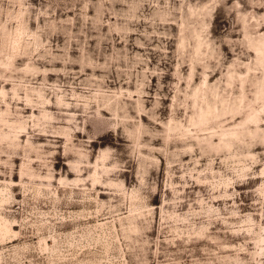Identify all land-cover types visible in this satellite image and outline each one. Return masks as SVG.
Masks as SVG:
<instances>
[{"label": "clouds", "instance_id": "1", "mask_svg": "<svg viewBox=\"0 0 264 264\" xmlns=\"http://www.w3.org/2000/svg\"><path fill=\"white\" fill-rule=\"evenodd\" d=\"M77 2L0 0V264H37V230L75 264H264V0ZM58 155L75 178L52 187ZM89 218L102 249L59 231Z\"/></svg>", "mask_w": 264, "mask_h": 264}, {"label": "rangeland", "instance_id": "2", "mask_svg": "<svg viewBox=\"0 0 264 264\" xmlns=\"http://www.w3.org/2000/svg\"><path fill=\"white\" fill-rule=\"evenodd\" d=\"M31 2L34 5H38L40 3V0H31ZM95 2H96V0H93V3H95ZM82 6H83V0H79V2L76 3V11H79ZM57 15H58V18L62 19V20L67 19L69 17H76V19H75L76 29L75 30H78L80 28V26L84 23V20L81 17H77L76 12H73V11H69L67 13L58 12ZM95 15H96V9L93 7H88L87 16L88 17H94ZM113 20H114V18H113ZM31 27L35 28V24H32ZM85 30L87 31V29H85ZM103 31L106 32L107 28H104ZM173 31H175V28H173ZM81 39H83V38L81 37ZM130 39L134 40L135 36L130 37ZM56 43H59L61 46H63L64 38L63 37L54 38L53 44H56ZM95 44H96V41H94V40L89 41V45L91 47H95ZM116 47L120 48V47H123V45L120 43H117ZM129 49H130V51H133V50L134 51H140V52L143 51L142 49H139V48H133L132 45H129ZM171 50H172L171 45H169V51L171 52ZM224 51L227 52V48H225ZM69 55L75 57L78 55V53H76L75 51H72L69 53ZM229 57H231L230 53H229ZM150 59L152 60V65H154L156 63L155 56L150 57ZM56 66L60 67L61 65L57 64ZM161 67L167 68L169 73L174 71V69L171 67V65H168V64H161ZM73 70L79 71V65L74 66ZM87 71L89 73H91V69H88ZM97 74H99V73H97ZM218 78H219V74L212 77L208 81V83L212 84ZM48 80H49V82H53L55 80V77L53 75H49ZM171 80H172L171 75H166L164 77L165 83H168ZM156 84H157V80L155 77H153L152 78V85H153L152 90L153 91L155 89ZM10 87H11V85H5V88H10ZM125 87H128V85H125ZM132 90H134V89H132ZM164 91H165V93H167L166 88L164 89ZM162 104L164 107L160 110V114H161V118L164 119V118L168 117V115H169V112H170L169 105L171 104V100L170 99L163 100ZM21 106H23V105H21ZM26 114H35V113H32L31 109H27ZM142 119H143L144 123H148L146 117H144ZM237 119H239V118H237ZM21 139L23 140V139H25V137L22 136ZM40 142L41 143L43 142V138L40 139ZM156 144L158 145L159 141H157ZM55 159H56V163L54 165V172L56 173V176L52 180V187H55L58 184L59 180L64 178L65 174L67 176V179H69V180L75 178L74 174L68 172L67 165L63 163V161L61 160V157L59 155ZM183 159L185 161H188L189 157L185 156ZM12 162L16 166L13 169L12 175L10 177L12 183L14 185H16V187H13L12 191L14 193H17L16 199L21 200L23 197L21 195H19L20 189L18 187L19 182H20L19 165L21 162L18 158H14ZM163 168H164V162H163V159L161 158V173H160V179L161 180L164 177ZM3 179H5V177H0V180H3ZM191 190L195 191V190H198V188H193ZM237 190H239V189H237ZM97 192L100 193L99 194V200L101 202L106 201L108 199V196L105 193L100 192L99 187H97ZM57 195H60V193L57 192ZM246 203H247V201H246ZM152 207H154L156 209V215H155V222L153 224L152 231L149 233V236H150V238L155 239L158 236L157 229L159 227L160 209L162 207V200H161L160 195H157L156 197H154V199L152 201ZM13 208H15V205H13ZM42 210L47 211V209H42ZM185 210H187V209H185ZM247 210H248L247 208L243 209V211H247ZM71 211L72 212H81V208L79 206H72ZM97 215H99V213H97ZM16 218L19 219L18 216ZM117 227H119V225H115L113 227V231H115ZM76 228L81 229V232L79 233L80 238H82L83 236H85L87 234L83 231L84 229L90 230V232L93 234V237L95 238L97 248L102 249L103 242L100 240L99 236H95V233H100L101 236L103 235V233L106 229V222L105 221L100 220V219H92V218H89L87 221L78 220V221H75L73 223H65L64 226L59 229V231L63 234L74 233ZM12 231L13 232H19L20 231L19 225H13ZM25 239L28 243L34 244L37 247L39 253L41 254L39 260H37V264H75L74 261H69L67 259H63V260L59 259L58 255L57 256H51V257L49 256L48 249H50L53 246V244L55 243V240L53 239V237L51 235H48L45 232H41V231L37 230L35 235H33L31 237H27ZM23 242H25V241H22L21 239L18 238V239L12 240L11 245H13V246L19 245Z\"/></svg>", "mask_w": 264, "mask_h": 264}]
</instances>
